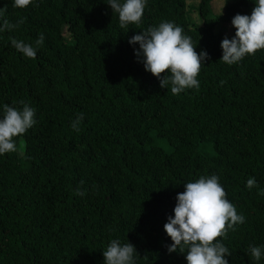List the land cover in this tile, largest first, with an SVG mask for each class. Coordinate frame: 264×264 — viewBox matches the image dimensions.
Masks as SVG:
<instances>
[{
    "label": "trees",
    "instance_id": "obj_1",
    "mask_svg": "<svg viewBox=\"0 0 264 264\" xmlns=\"http://www.w3.org/2000/svg\"><path fill=\"white\" fill-rule=\"evenodd\" d=\"M107 2L17 8L0 0L3 19L18 25L0 32V118L4 104L22 110V100L36 121L15 152L0 155V264H104L113 239L135 246V264H187L186 252H168L164 224L185 184L211 175L245 217L220 239L232 253L226 259L264 264L250 254V246L264 249V50L228 65L215 30L250 15L254 0H230L215 14L211 0H198L200 23L186 0H147L141 24L124 29ZM165 21L208 53L199 90L162 88L136 56L139 44L128 42ZM11 38L34 47L36 58Z\"/></svg>",
    "mask_w": 264,
    "mask_h": 264
},
{
    "label": "clouds",
    "instance_id": "obj_2",
    "mask_svg": "<svg viewBox=\"0 0 264 264\" xmlns=\"http://www.w3.org/2000/svg\"><path fill=\"white\" fill-rule=\"evenodd\" d=\"M33 0H14V7L26 8ZM112 11L118 13L119 26L124 29L129 24L140 25L147 0H108ZM251 14H236L232 18L235 35L227 36L221 41L222 62L233 65L239 63L246 55H255L264 50V0H254ZM6 9H0V32L12 30L17 24L3 19ZM222 14V13H221ZM23 23V18L18 21ZM44 35L41 33L36 45L41 46ZM129 44H139L135 54L144 64L146 71L160 80V86L166 88L171 84V93L179 95L186 89L199 90L197 77L208 59L206 51L197 52L191 37L184 35L183 28L173 22H161L149 27L129 39ZM11 45L25 57L35 59L37 52L30 44L11 38ZM170 73V75H162ZM223 83V81H221ZM15 104L16 102L13 101ZM22 110L8 104L3 105L0 118V155L17 150L16 138L25 134L35 124V110L24 101ZM83 115L77 116L72 123L73 129L80 131L79 123ZM254 177L249 178L246 187H256ZM76 195L83 196L78 188ZM264 195V191H261ZM245 222V217L238 214L236 207L227 199V192L216 175L201 176L195 182H187L185 190L177 193L174 215H170L164 224V230L173 243L167 246L169 253L186 252L187 264H229L226 256L230 250L220 242L229 230L235 231L238 224ZM137 253L131 243L121 245L113 239L103 251L104 264H135ZM251 257L259 261L264 256V249L250 246Z\"/></svg>",
    "mask_w": 264,
    "mask_h": 264
},
{
    "label": "rangeland",
    "instance_id": "obj_3",
    "mask_svg": "<svg viewBox=\"0 0 264 264\" xmlns=\"http://www.w3.org/2000/svg\"><path fill=\"white\" fill-rule=\"evenodd\" d=\"M230 0H211V11L212 14L222 12L224 4ZM187 2V8H188V15L190 19L194 22L200 23L201 22V16L199 15L196 5L198 0H186ZM215 30L220 31L223 36L231 37L233 36V32L236 31L235 27L232 25L231 22L228 21H221L215 25ZM156 142L161 143L165 148L168 147L165 141L163 140H156ZM201 148V147H200ZM203 148L205 151L210 152L213 150L212 146L209 144L203 145Z\"/></svg>",
    "mask_w": 264,
    "mask_h": 264
}]
</instances>
